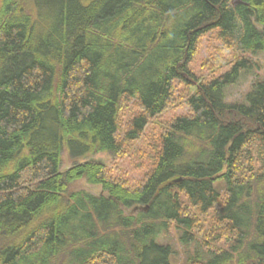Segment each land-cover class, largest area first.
Instances as JSON below:
<instances>
[{"label": "trees", "instance_id": "obj_1", "mask_svg": "<svg viewBox=\"0 0 264 264\" xmlns=\"http://www.w3.org/2000/svg\"><path fill=\"white\" fill-rule=\"evenodd\" d=\"M260 53L264 0H0V264H264Z\"/></svg>", "mask_w": 264, "mask_h": 264}, {"label": "rangeland", "instance_id": "obj_2", "mask_svg": "<svg viewBox=\"0 0 264 264\" xmlns=\"http://www.w3.org/2000/svg\"><path fill=\"white\" fill-rule=\"evenodd\" d=\"M210 53L209 43L207 41H203L199 54L197 59L192 64L193 71L196 72V74L199 77L205 76L207 77V72L202 71L201 67L203 63L206 61ZM254 62L256 63V68L252 72L244 73L239 81L229 88L226 93V97L228 101L230 102H238L242 101L244 99L245 94L250 90L253 82L260 78H264V53H260L256 56L252 57ZM183 112L178 110L177 112H172L164 115L166 119L171 118L172 116L182 114ZM102 159L107 164H111V159L106 154H100L99 156H93L89 159ZM75 162L69 155L67 151L64 152L63 155V163L61 166V171H65L69 167H71ZM123 168L126 171H129V175L131 177H138L140 175L139 170V161L136 158H130L126 160V162L122 165ZM73 189L76 191H85L87 193L93 194V195H100L102 193V187L97 185H92L86 181H80L76 183L73 186ZM162 241L165 243H169L172 245L174 249V258H173V264H183L189 254H193L196 250V248H199L198 245L192 244V245H184L180 241V235L178 232H176L175 229L171 230L170 234H165L162 236ZM221 246H224L225 243L220 244Z\"/></svg>", "mask_w": 264, "mask_h": 264}]
</instances>
